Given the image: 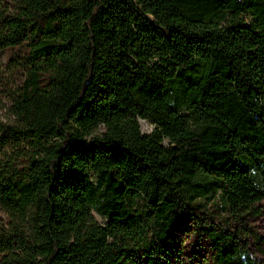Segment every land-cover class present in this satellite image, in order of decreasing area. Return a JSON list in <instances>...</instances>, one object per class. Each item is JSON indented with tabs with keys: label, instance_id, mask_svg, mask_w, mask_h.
Returning <instances> with one entry per match:
<instances>
[{
	"label": "trees",
	"instance_id": "obj_1",
	"mask_svg": "<svg viewBox=\"0 0 264 264\" xmlns=\"http://www.w3.org/2000/svg\"><path fill=\"white\" fill-rule=\"evenodd\" d=\"M22 45L0 264H175L198 199L227 215L218 264H264L233 227L264 200V0H0Z\"/></svg>",
	"mask_w": 264,
	"mask_h": 264
},
{
	"label": "rangeland",
	"instance_id": "obj_2",
	"mask_svg": "<svg viewBox=\"0 0 264 264\" xmlns=\"http://www.w3.org/2000/svg\"><path fill=\"white\" fill-rule=\"evenodd\" d=\"M26 47L7 48L0 51V120L11 119L9 115L12 97L17 95L26 79L23 69V58L26 57ZM143 133H149L153 127L147 121L140 120ZM101 131V130H100ZM260 215L250 216L242 223H234L238 236L246 243L248 255L260 259L259 248L264 246V200L259 203ZM191 216L184 229L176 230L172 235L177 256L175 264H218L215 247L204 233L203 229H228L227 215L215 202L196 200L190 208ZM95 219H101L94 214ZM9 219L0 209V232L7 230ZM1 262V257H0Z\"/></svg>",
	"mask_w": 264,
	"mask_h": 264
}]
</instances>
